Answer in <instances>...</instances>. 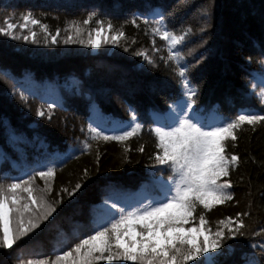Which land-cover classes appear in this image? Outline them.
Masks as SVG:
<instances>
[{
	"label": "trees",
	"instance_id": "trees-1",
	"mask_svg": "<svg viewBox=\"0 0 264 264\" xmlns=\"http://www.w3.org/2000/svg\"><path fill=\"white\" fill-rule=\"evenodd\" d=\"M157 10L170 30L188 31L174 51L181 54L180 63L186 66L192 85L198 86L194 107L202 110L205 122L216 121L220 113L231 117L240 108L264 114L255 96L261 90L258 77H264V0H0V26L6 16L22 23L21 15L31 12L48 25L51 35L60 29L56 44L51 35L45 43L39 26H31L36 43L31 36L23 39L27 29L16 30L20 39L0 35V181L26 179L34 168L43 170L37 165L55 164L48 199L62 200L35 234L18 242L19 247L13 246L15 251L0 249V264L44 258L41 253L54 259L51 253L56 248L64 243L71 247L84 238L82 233L119 212H106L105 203H115L119 209L134 201L138 207L147 205L157 194L153 173L167 179L168 170L161 171L163 166L150 159L157 151L150 127L155 126L156 113L166 110L179 93L180 85L175 62H164L168 57L165 42L153 37L152 25L144 23L145 17L159 18ZM91 11L98 15L88 29L97 27L95 19H111L117 29L123 25L126 39L119 44L101 43L96 52L87 44H65L68 35L77 39L68 23L82 22ZM133 14L139 17L137 24H124ZM79 38L87 40V31ZM141 50L153 63L135 54ZM249 93L254 94L249 98ZM129 105L137 109L143 125L137 136L126 142L91 139L90 123L112 135L117 122L128 120ZM38 109L46 115L37 116ZM86 139L90 151L83 150ZM141 145L143 152L138 150ZM228 151L242 157L239 169L222 178L231 179L234 199L205 213L208 226L215 231L220 219L250 211L251 218H244L249 231H259L264 226V125H257L256 131L245 125L238 146L232 149L229 141ZM251 156L256 157L255 164ZM77 182L82 188L73 196L61 191L62 187L71 191ZM35 183L45 186L39 177ZM199 211L186 228L199 225ZM259 242L253 236L226 241L221 264H244L245 254H259L258 247H250Z\"/></svg>",
	"mask_w": 264,
	"mask_h": 264
},
{
	"label": "snow or ice",
	"instance_id": "snow-or-ice-1",
	"mask_svg": "<svg viewBox=\"0 0 264 264\" xmlns=\"http://www.w3.org/2000/svg\"><path fill=\"white\" fill-rule=\"evenodd\" d=\"M97 15L96 11H91L82 22H69L68 29H74L77 39L68 35L63 42L87 44L98 48L101 43L119 44L121 39H126L123 25L117 29L111 19H95L97 27L88 29L86 26ZM157 15L159 18L155 20L145 17L144 23L152 25L153 37L158 36L165 42L168 57L164 62H175V72L180 85L179 93L166 110L156 113V118L152 121L155 126L150 127L157 149L150 159H154L155 165L163 166L161 171L168 170L167 179L157 178L153 173L152 182L157 185V194L150 203L139 208L134 207L127 212L120 208L109 220L96 224L88 233H82L84 238H80L79 242L71 247L64 243L63 247L56 248L51 253L55 256L54 259L48 258L47 253H41L38 255L44 258L27 261L17 258L18 264H96L99 260L128 261L132 264H189L190 261L192 264H221L219 258L225 254L226 241L249 236L259 238V244H250L254 249L259 248V254L256 251L245 254L244 264H264V226H259V231L255 228L249 231L250 226L244 218H251L250 211L238 212L234 217L220 219L215 231L208 226L205 215L214 207L234 199V185L231 179L222 178L230 177L233 170L239 169L242 157L238 152L228 151L229 141L231 148L235 149L238 146L239 133L243 131L244 126H251L252 130L256 131L257 125H264V114L255 108H240L231 117L220 113L216 121L205 122L202 110L194 107L197 103L198 86L192 85L186 66L180 63L181 54L174 51L177 45L187 38L188 31L177 34L167 27L162 12L157 10ZM138 18L133 14L131 20H125L124 24L131 22L136 25ZM20 19L22 23H13L12 18L6 16L4 26H0V35L20 39L21 36L16 30L27 29L28 35H24L23 39L27 41L31 36L32 42L36 43V33L31 26H39L45 34V43L48 42L47 36L51 35L48 25L35 18L31 12L22 14ZM85 31L87 40L79 38ZM93 33L102 39H94ZM59 34L60 29L57 28L56 34L51 35L53 44L58 42ZM152 43L155 45V39ZM127 50L125 48V51ZM135 54L153 63L146 52L141 50ZM261 75L264 76V72ZM260 83L261 90L255 93V96L264 106V79ZM253 94L249 93V98ZM128 111V120L117 122L112 129V135H106L99 125L93 126L90 123L91 139L126 142L137 136L143 127L139 113L131 105ZM36 115L44 117L46 113L38 109ZM83 150H91L87 139L83 141ZM129 150L127 147L124 149L125 153ZM138 150L143 152V145ZM124 159L128 161L127 155ZM251 160L254 164L257 162L255 156H251ZM37 167L43 170L34 168L26 179L14 178L8 183L0 181V249L15 251L13 246L19 247L18 242L28 238L29 234H35V230L40 229L43 222L48 221L53 213L57 212V206L62 203L61 199H48L53 190L52 181L56 165L39 164ZM84 174L87 176V169ZM36 177L44 180L43 188L36 185ZM249 187L251 189V183ZM81 188V183L77 182L71 191L63 187L61 191L73 196ZM21 193H27V196H22ZM261 196L264 197V191ZM251 205L250 200L249 207ZM116 207L113 203L112 208ZM201 207L203 211H199ZM198 211L199 225L193 224L192 227L186 228V224L195 220L194 213ZM116 215L119 216L118 219Z\"/></svg>",
	"mask_w": 264,
	"mask_h": 264
},
{
	"label": "rangeland",
	"instance_id": "rangeland-1",
	"mask_svg": "<svg viewBox=\"0 0 264 264\" xmlns=\"http://www.w3.org/2000/svg\"><path fill=\"white\" fill-rule=\"evenodd\" d=\"M94 39H100L98 37L95 36ZM93 51L96 52L97 48H93ZM259 80H262L264 79V77H258ZM260 91H258L259 93ZM136 201L132 202V203H125V205L122 207L125 209V211H131L132 208H139L137 206V204L135 203ZM112 204L113 203H105L103 206H102V209L105 210L106 212H109V213H116L119 211V207L117 206L115 209L112 208ZM125 239H127V237H125ZM137 239H139V237H137ZM113 246L115 247V241H113ZM99 262L101 264H132V262H128V261H108V260H99Z\"/></svg>",
	"mask_w": 264,
	"mask_h": 264
}]
</instances>
